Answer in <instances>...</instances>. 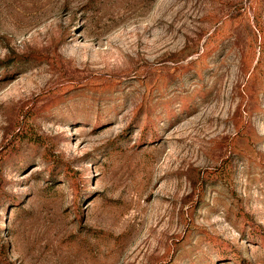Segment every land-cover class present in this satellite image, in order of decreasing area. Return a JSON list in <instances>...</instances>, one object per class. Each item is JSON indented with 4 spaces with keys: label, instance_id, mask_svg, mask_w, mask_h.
<instances>
[{
    "label": "rangeland",
    "instance_id": "obj_1",
    "mask_svg": "<svg viewBox=\"0 0 264 264\" xmlns=\"http://www.w3.org/2000/svg\"><path fill=\"white\" fill-rule=\"evenodd\" d=\"M0 264H264V0H0Z\"/></svg>",
    "mask_w": 264,
    "mask_h": 264
}]
</instances>
